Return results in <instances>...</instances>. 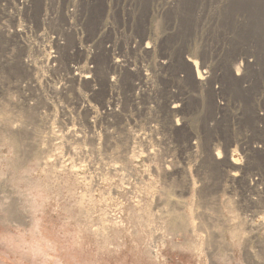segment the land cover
I'll list each match as a JSON object with an SVG mask.
<instances>
[{
	"label": "rangeland",
	"instance_id": "1",
	"mask_svg": "<svg viewBox=\"0 0 264 264\" xmlns=\"http://www.w3.org/2000/svg\"><path fill=\"white\" fill-rule=\"evenodd\" d=\"M106 1L135 8L136 31L156 43L153 60L172 65H150L156 86L137 106L127 78L118 110L131 115L101 131L99 120L88 129L87 86L58 104L50 90L44 98L19 86L18 61L0 65V264H264V144L254 135L264 122L251 120L264 115V54L248 58L253 72L239 67V80L253 81L236 91L216 69L226 29L245 24L264 39V0ZM184 58L207 73L205 85ZM170 97L186 102L184 131L170 132Z\"/></svg>",
	"mask_w": 264,
	"mask_h": 264
},
{
	"label": "built area",
	"instance_id": "2",
	"mask_svg": "<svg viewBox=\"0 0 264 264\" xmlns=\"http://www.w3.org/2000/svg\"><path fill=\"white\" fill-rule=\"evenodd\" d=\"M107 5L106 0H0V43L4 52L0 54V65L7 68L18 61L19 86L38 90L44 98L48 95L46 90H50L58 104H62L60 97H67L66 92L73 104L75 89L87 86V93L80 99L90 114L89 130L97 127V120L101 131L112 119L131 115L118 110L120 88L127 78L134 89L131 106H137L139 96L151 93L156 86L151 80L150 65L161 69L172 65L170 56L153 60L156 43L149 33L144 31L140 37L136 31L135 8L119 6L118 2L111 8ZM99 7L103 10L100 18L93 11ZM125 12L130 17L127 22ZM179 73V82H184L185 77ZM218 94L215 91V103L220 106ZM99 95L101 104L94 102ZM166 101L170 132L184 131L186 102L174 103L171 97ZM61 109L67 113L65 107ZM149 110L155 112L152 106ZM178 114L181 117L173 123V115ZM187 143L190 150L197 151L196 140Z\"/></svg>",
	"mask_w": 264,
	"mask_h": 264
},
{
	"label": "bare ground",
	"instance_id": "3",
	"mask_svg": "<svg viewBox=\"0 0 264 264\" xmlns=\"http://www.w3.org/2000/svg\"><path fill=\"white\" fill-rule=\"evenodd\" d=\"M205 2V1H204ZM206 3V2H205ZM204 3V4H205ZM208 8H209V6H208ZM203 11V10H202ZM251 25V24H250ZM236 26H238V27H244L245 26V24H241V25H236ZM252 26V25H251ZM190 27V26H189ZM226 27H228V26H226ZM242 27V30H240V28L238 29V28H234L233 30H227L226 29V31L225 32H223V33H221L220 35H219V44L221 45L220 46V48H219V50H218V52H217V55L219 54V56H221L218 60H216V61H218L217 62V66H216V69L218 70V71H223V72H226L225 74L223 73V76H222V78H223V83L225 82V83H227L229 86H228V91L230 92V91H236L235 89V87H234V84H236V83H241L242 85L245 83L246 84V82L247 81H253V80H251L249 77V79H246V78H242V79H240L239 80V71H242V70H240V68L239 67H241V66H246V68H243V71L242 72H244V71H246V70H244V69H249V70H252V72H253V68H252V64L250 63V61L248 60V58H250L251 56H253V57H255L256 55L258 56V49H260L259 50V52H261V54L263 55L264 54V39L263 38H260L259 37V35H256V34H254V33H251L250 31H249V29H245V28H243ZM261 27V26H260ZM236 30V31H235ZM229 31V32H228ZM231 31V32H230ZM261 32V31H260ZM218 36V35H217ZM186 38V37H185ZM217 46V45H216ZM261 49H262V51H261ZM210 53V52H209ZM262 57V56H261ZM207 58V57H206ZM217 58V57H216ZM215 58V59H216ZM205 60V59H204ZM209 60V59H208ZM214 60V59H213ZM251 60V59H250ZM207 61V60H206ZM188 63H190L191 65L190 66H192V70H194L193 72H195V75H193L194 77H195V81L193 82V83H198V86H201V84H203V85H205V83L207 82H205L204 83V81L206 80V78H208V76L207 77H205L204 76V74H207L205 71L203 72L202 70V72L200 71V66H198V63L197 62H195V61H193V60H189L188 59V61H187ZM256 62V61H255ZM207 63V62H206ZM214 63V62H213ZM242 63H244L245 65H243ZM250 63V64H249ZM253 64H255L254 62H252ZM205 64V63H204ZM204 64H203V66H204ZM202 65V64H201ZM258 65H260V64H258ZM213 66V65H212ZM255 67V66H254ZM259 67V66H258ZM205 68H206V65H205ZM213 68V67H212ZM229 68L230 69H232V71H234L235 72V74H236V77L238 76V80H237V78L236 79H234L233 77H232V74H228L227 72H228V70H229ZM191 69V68H190ZM256 69V68H255ZM191 70V71H192ZM203 70H204V68H203ZM209 70V69H208ZM207 70V71H208ZM261 70H263V69H261ZM180 71V70H179ZM213 71V74H214V76L211 78V80H210V82L211 81H216L217 82V80L219 79L218 78V74H217V72L216 71H214V70H211V72ZM257 71V70H256ZM259 71V70H258ZM231 72V71H230ZM247 72V71H246ZM249 72V71H248ZM241 73V72H240ZM209 74V73H208ZM248 74V73H247ZM259 74H261V73H259ZM258 74V75H259ZM241 75H243L242 73H241ZM192 76V77H193ZM245 76V75H244ZM254 76V75H253ZM262 76V75H261ZM260 76V77H261ZM220 77V76H219ZM193 79V78H192ZM220 81H221V79H220ZM257 81V80H256ZM258 82V81H257ZM183 83V82H182ZM219 83V82H218ZM221 83V82H220ZM224 83V84H225ZM248 83V82H247ZM212 84V83H211ZM211 84H210V86H211ZM238 84L236 85V87L238 86ZM202 85V86H203ZM221 85L222 86H224L222 83H221ZM251 85V83L249 84V86ZM253 85V84H252ZM246 86L244 85V88H245ZM253 87V86H252ZM215 88V87H214ZM238 88H239V86H238ZM241 88V87H240ZM253 88H255V87H253ZM240 90V89H239ZM243 91L244 92H246V89H243ZM248 91V90H247ZM256 91V90H255ZM218 92V91H217ZM220 92V91H219ZM241 92V91H240ZM250 92V91H249ZM259 92H260V90H259ZM242 93V92H241ZM252 93V92H251ZM212 94H215V92L214 91H212ZM217 94V93H216ZM248 94V92H246V95ZM223 95V94H222ZM254 95V94H253ZM257 95V94H256ZM263 95V94H262ZM173 96V95H172ZM258 96V95H257ZM259 96H261V95H259ZM258 96V97H259ZM174 97V96H173ZM172 97V98H173ZM177 97V96H176ZM215 97V96H214ZM220 97V96H219ZM224 97V96H223ZM251 97H252V95H251ZM255 97V96H254ZM250 98V97H249ZM175 99V98H174ZM248 99V98H247ZM252 99V98H251ZM255 99V98H254ZM253 99V100H254ZM181 100V99H180ZM258 100H259V98H258ZM251 101V100H250ZM249 104H250V102H249ZM189 109V108H188ZM191 110V109H190ZM249 112V111H248ZM191 113V112H190ZM250 114V113H249ZM253 115V114H252ZM250 116H251V114H250ZM261 120V121H263L264 122V115H262L261 116V118L259 117H257V116H253V118H251V120H252V122L254 123V120ZM218 131V130H217ZM254 135L256 136V137H259L260 139H261V141L263 142V144H264V131L263 132H261V131H259V132H256L255 131V133H254ZM228 143H229V141H228ZM229 147V146H228ZM221 153L219 152V151H217V153L215 154V156H216V160H220L221 159ZM235 161V160H234ZM234 161H232V162H234ZM234 165H232L231 167H232V169H238V168H236L235 167V162L233 163ZM219 166H221V165H219ZM233 175H235V176H238V174H237V172L235 173L234 172V174ZM235 221V220H234ZM222 232H224V231H222ZM224 234V233H223ZM223 234H221L220 235V237H222V239H224L223 237L225 236H223ZM219 237V236H218ZM219 239V238H218ZM223 242V241H222ZM221 242V243H222Z\"/></svg>",
	"mask_w": 264,
	"mask_h": 264
}]
</instances>
